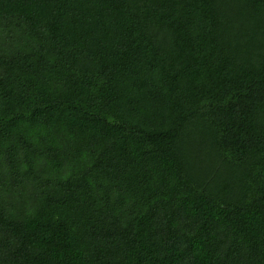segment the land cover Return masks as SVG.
Wrapping results in <instances>:
<instances>
[{
  "label": "trees",
  "instance_id": "obj_1",
  "mask_svg": "<svg viewBox=\"0 0 264 264\" xmlns=\"http://www.w3.org/2000/svg\"><path fill=\"white\" fill-rule=\"evenodd\" d=\"M0 264H264V0H0Z\"/></svg>",
  "mask_w": 264,
  "mask_h": 264
}]
</instances>
